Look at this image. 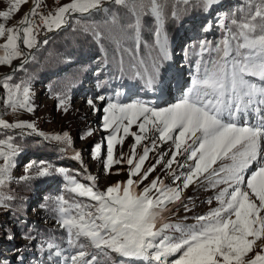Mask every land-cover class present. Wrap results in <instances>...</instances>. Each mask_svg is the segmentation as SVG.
<instances>
[{
    "label": "snow or ice",
    "instance_id": "1",
    "mask_svg": "<svg viewBox=\"0 0 264 264\" xmlns=\"http://www.w3.org/2000/svg\"><path fill=\"white\" fill-rule=\"evenodd\" d=\"M28 2L9 0L10 7L0 11V20L8 21ZM137 2L143 8L142 0H71L54 14L42 15L40 0H34L31 12L21 21L22 27L0 23V38L5 41L0 44V66H11L13 60L22 59L13 75L0 78V99L5 107L13 113L34 111L30 82L12 81L15 72L24 71V65L34 59L31 50L38 49L40 43L48 44V39H37L41 27L46 32L60 31L69 27L71 20L83 22L94 12L109 11L103 7L105 3L125 7L133 17L120 26L122 36L114 41L118 52L131 54L127 69L121 56L118 70H127L133 78L142 80V86L149 91L160 96L170 94L178 82L172 75L174 66L164 68L170 58L168 37L163 31L167 5L162 0H149L148 11L143 13L155 20L157 55L149 63L137 57L142 29ZM192 2L174 0V6ZM220 3L223 0H195L205 12ZM234 9L218 18L216 27L221 36L217 41H200L195 72L186 87L181 88L178 101L165 106L143 99L120 102V92L113 97L101 94L94 98L105 105L103 129L108 134L103 149L99 144L94 146L93 158L101 157L106 175L114 164L126 163V181L99 190L97 178L87 174V169L84 172L88 183H84L68 169L50 162L29 161L24 165L26 174L21 181L58 175L64 191L74 197L60 194L52 200L51 210L61 237H49L42 244L52 264H264V245L256 247L257 241L264 238V0H241ZM172 15H178L175 7ZM35 17H39V22L34 21ZM110 22L119 23L115 16ZM211 29L208 24L202 27L203 32ZM94 35L101 34L94 31ZM128 41L133 47L126 46ZM57 98L59 106H63L65 100L60 94ZM87 103L94 111H100L93 99ZM133 124L139 132L132 134L131 155L121 152L115 157V146H123V137L118 133L128 136ZM16 129L20 130L18 134H9ZM0 130V208L11 214L15 199L10 192L12 171L17 167L16 157L23 151L22 144L16 141L36 135L62 145L57 148L62 154L72 149V142L68 133L46 136L33 123L6 122L3 114ZM149 132L153 133L151 144L137 155V146L149 139ZM169 142V149L158 153L155 162L144 168L149 153ZM71 159L83 164L79 152H73ZM161 164L164 175L171 176V184L158 175L140 188ZM190 186L213 191L206 203L212 205L215 201L217 206L206 214L189 217L193 198L189 196L185 202L182 197ZM6 187L9 191H5ZM180 207L185 215L173 220ZM189 219L195 223H186ZM6 238L13 237L6 233ZM26 238L32 239L30 235Z\"/></svg>",
    "mask_w": 264,
    "mask_h": 264
},
{
    "label": "trees",
    "instance_id": "2",
    "mask_svg": "<svg viewBox=\"0 0 264 264\" xmlns=\"http://www.w3.org/2000/svg\"><path fill=\"white\" fill-rule=\"evenodd\" d=\"M162 2L167 5L164 9L163 31L167 34L168 39L175 42L182 33L186 32L191 44H193L189 47V44L186 43L184 47L187 51H190L187 55L188 64L195 58L194 54L201 40L215 42L220 38L221 30L217 27H212L217 32L209 39L205 37L202 27L206 24L212 25L208 17L209 11L205 12L202 7L196 6L195 2L187 5L176 3L175 6L174 0H162ZM240 2L241 0H223V4L226 5L223 16L227 14L226 10H235L234 6ZM142 4L143 8L140 2L135 5L137 12L142 16L141 42L137 50V57L150 63L151 58L157 55L154 48L155 36L153 32L155 20L151 15H143L144 12L148 11L149 0H142ZM174 7L178 13L176 18H173L172 15ZM105 9H109V11L94 12L90 18L83 22L71 20L69 27L47 36L45 39H48V44L40 43L38 45V49L36 48L33 52L34 59L24 65V71L15 73L13 82L19 83L27 80L32 85L44 83L48 87L50 95L57 100V94H60L61 98H68L72 94H80V91L84 90V83L91 78L90 73L95 70L98 72L95 74H105L97 79L100 88H112L117 86L118 81H120V88L131 87L146 91L147 89L142 86V80L133 78L127 70L123 73L118 70L121 56H123L124 67L127 69L131 54L118 52L114 41L121 38L120 26L129 23L133 19L132 14L129 9L115 4H108ZM114 16L117 17L119 23L113 24L110 22ZM94 31L99 32L101 35L97 37L94 35ZM126 46L133 47L132 42L128 41ZM177 56L175 55L176 58ZM9 134L16 135L11 132ZM16 142L21 143L23 146L21 153L26 156V163L29 161L50 162L53 165L68 169L69 173L78 178L79 181L87 182L85 179L86 173L82 166L74 162L67 154L68 152L62 154L57 151V148L62 145L35 137H26ZM21 153L16 157L17 163L22 157ZM54 179L55 175L31 181L12 179L10 192L15 199L11 202L10 219L14 220L19 233L24 234L25 237L30 235L36 238V241L44 240L47 231L50 233L49 236H59L57 234L52 235L55 231L46 227H39L37 221L34 227L29 226L27 222H21V218L27 213L29 203L37 198L38 194H41V197L37 200V206H33V212L37 214V220H41L43 214L50 217L54 216L50 200L55 195H59V191L64 193V189H60L63 182L56 183ZM49 185L51 186L48 187ZM5 191H9V188L6 187ZM33 228H36L37 231L35 232ZM6 233L11 236L14 235L10 226L4 222L1 235L5 234L6 236ZM35 254L36 246H32L28 250L22 247L14 264H23L24 261L28 264L30 259L37 264L39 256L37 257ZM1 264L7 263L3 262Z\"/></svg>",
    "mask_w": 264,
    "mask_h": 264
},
{
    "label": "rangeland",
    "instance_id": "3",
    "mask_svg": "<svg viewBox=\"0 0 264 264\" xmlns=\"http://www.w3.org/2000/svg\"><path fill=\"white\" fill-rule=\"evenodd\" d=\"M71 0H40V7H61L65 4L70 3ZM195 2V0H193ZM105 3L103 7L107 6ZM30 6V0L28 3L23 4L20 8V11L17 13H13L8 21L0 20V23H5L7 27L18 28L23 20L25 13L27 12ZM10 7L9 0H0V11H6ZM226 5L220 3L219 5L212 8L208 13V17L210 18L212 27H216L218 18L223 16V11L225 10ZM44 8L42 9V15H45ZM102 12V11H100ZM79 15V14H77ZM39 22V17H35ZM57 32V31H54ZM217 30L212 28L211 31L205 32V37L208 39L215 33ZM53 32H46L41 27V33L38 35L37 39L39 41H43L47 36H49ZM183 34V35H182ZM181 36L177 39V41L173 42L169 41V60L165 62L164 68H167L169 64L174 66V71L172 75L176 77V81L178 82L177 86H174L171 90V93L164 94L163 96H159L156 93L149 90H138L136 88L127 87L126 89L120 88V81H118L117 86H113L112 88H100L97 79L103 77L105 74H95L97 71H92L90 74L91 78L88 79L84 83V90L80 91V94H72L68 98H63L65 100V104L63 106H59V99L55 100L49 93L48 87L45 84L41 85H32L31 87V104L34 108L32 113H28L24 110H18L13 113L10 108H6L0 100V114H3V119L8 123H16L19 121L30 122L35 124L38 132L44 133L46 136L52 135H63L64 133H68L72 142V149L68 151V155L71 157L73 152H79L82 156L83 164L81 165L84 169L88 170L90 175L96 177V183L98 185L99 190H105L108 186L118 182V181H126L128 178V165L124 164H114L112 166L110 174H105L104 166L102 163V159L100 156L93 158V151L95 145H106V136L107 132L103 129V116L104 113L102 108L105 106L101 104L100 101L95 100L94 98L98 95H104L106 97H113L115 92H120L119 96L120 102H127L129 98L131 99H143L155 106H165L171 103L178 101L181 95V88H185L187 82H189L195 72V61L200 58L199 56V47L195 51V58L190 64H188L187 55L190 51H187L184 47L185 44H191L190 38L186 32L182 33ZM212 41V40H207ZM214 41V40H213ZM5 41L3 38H0V44H3ZM200 44V43H199ZM22 49L26 52L27 48H24L21 44ZM34 49V48H33ZM32 49V50H33ZM36 49V48H35ZM185 49V50H184ZM189 52V53H188ZM179 53V54H178ZM0 55H2V51H0ZM177 56V58L175 57ZM22 59L18 58L12 61L11 66H0V74L10 71L15 63L21 61ZM164 68L161 69L163 72ZM13 82V81H12ZM15 83V82H14ZM0 92L3 96V87L0 85ZM150 93V94H148ZM88 99H93L96 104L97 109L100 111H94L92 107H90L87 103ZM3 130H0L2 132ZM28 131V130H26ZM130 134L128 136H123L122 131L118 133V136L123 137V146L116 145L114 149V156L119 157L121 152L125 154V156L131 155V146L134 144V135L139 132L138 127L133 124L130 129ZM20 132L19 129L11 130V133L18 134ZM88 132H91L92 135H87ZM153 133L149 132V139L145 140L141 143V145L137 146L136 154L139 155L142 153L143 147L145 145L151 144V137ZM26 137H35L44 140L42 137L31 135ZM24 137V138H26ZM83 137V138H81ZM159 143V142H158ZM169 143H164L162 146L158 147L156 150L151 151L149 153V158L144 164V168H148L152 163L155 162L158 153H163L170 147ZM22 157L19 159L17 163V167L12 171V177L14 180L20 179L24 176L25 169L24 165L26 163V156H23L24 153H21ZM103 155V151H102ZM171 154L164 157V160L167 161ZM182 159V158H181ZM0 165H2V161H0ZM59 166V165H56ZM61 167V166H59ZM255 167V166H254ZM163 164L157 166L156 170L149 176L148 180L144 181L143 184L140 185V188H143L146 184H148L153 178L156 176H161L164 179L166 184H171V176H165L162 172ZM173 168H176V165H173ZM252 169L249 170L251 172ZM92 173V174H91ZM119 173V174H117ZM247 178V174H246ZM78 179V178H77ZM79 180V179H78ZM54 181L59 183L62 181V178L58 175H55ZM83 182V181H80ZM84 183H88L84 182ZM49 185L48 187H50ZM63 189V183L61 184V188ZM139 191V189H137ZM65 195L66 198H74L72 194L64 191L58 193ZM213 195V191H205L203 188H196L195 186H190L187 190L184 191L182 199L185 202H188L187 198L191 196L193 198L192 202H189V207L192 208V211L187 213L189 217H194L201 214H206L211 207L217 206L215 201L212 205H208L206 200ZM55 195L50 200V204L52 205V200L56 197ZM41 197V194H38L37 198H34L27 207V213L24 217L21 218V222H27L29 226L32 225L34 227L36 221L39 227H46L59 236H49L50 233L47 231L45 233L46 238L44 240L36 241V238L28 239L24 236V234L19 233V229L14 223V220L10 219V214L5 209L0 208V264L6 262L7 264H14L16 257L20 253V249L22 247L24 249H30L32 246H36V256L37 264H52V262L46 258L47 249L42 247V244L45 243L46 239L51 237L53 240H58L61 237V233L59 231L58 225L56 223L55 216L50 217L43 214V218L41 220H37V214L33 212V206H37V200ZM40 213V212H37ZM185 215L183 207H180L178 210V214L176 217H173V220H180ZM7 223L11 230L14 232L12 239H7L5 234H2L3 223ZM186 223H195L194 220L189 219ZM36 232L37 229L33 228ZM42 231V230H41ZM43 232V231H42ZM39 235V234H37ZM24 245H26L24 247ZM264 245V238L261 241H257L256 247ZM26 259V258H25ZM23 264H27V262H23ZM28 264H35V261L30 259Z\"/></svg>",
    "mask_w": 264,
    "mask_h": 264
},
{
    "label": "water",
    "instance_id": "4",
    "mask_svg": "<svg viewBox=\"0 0 264 264\" xmlns=\"http://www.w3.org/2000/svg\"><path fill=\"white\" fill-rule=\"evenodd\" d=\"M23 25L22 24H20V26L19 27H22ZM18 27V28H19ZM21 48H22V46H21ZM23 51H25L24 49H22ZM32 51V53L35 51V48L33 49V50H31ZM26 52V51H25ZM22 63V60L21 61H19V62H17V63H15V65H13V67L11 68V70L10 71H7V72H5V73H2V74H0V78H3V77H5V76H8V75H13V70L17 67V66H19L20 64ZM16 73V72H15Z\"/></svg>",
    "mask_w": 264,
    "mask_h": 264
},
{
    "label": "built area",
    "instance_id": "5",
    "mask_svg": "<svg viewBox=\"0 0 264 264\" xmlns=\"http://www.w3.org/2000/svg\"><path fill=\"white\" fill-rule=\"evenodd\" d=\"M44 8V12L43 13H45V15H48L49 13H52V14H54L55 13V11L58 9L57 7H40V12H41V14H42V9ZM38 18V17H37ZM34 21L35 22H38V20L36 19V18H34Z\"/></svg>",
    "mask_w": 264,
    "mask_h": 264
},
{
    "label": "bare ground",
    "instance_id": "6",
    "mask_svg": "<svg viewBox=\"0 0 264 264\" xmlns=\"http://www.w3.org/2000/svg\"><path fill=\"white\" fill-rule=\"evenodd\" d=\"M33 7H34V0H30V6H29L27 12L25 13V15L30 13ZM0 97H2L1 92H0Z\"/></svg>",
    "mask_w": 264,
    "mask_h": 264
}]
</instances>
